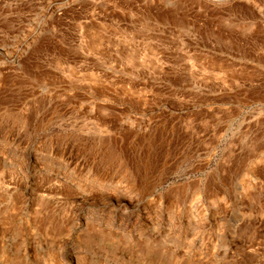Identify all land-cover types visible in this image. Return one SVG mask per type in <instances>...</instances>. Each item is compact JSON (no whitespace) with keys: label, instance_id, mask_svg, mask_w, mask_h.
<instances>
[{"label":"rangeland","instance_id":"1","mask_svg":"<svg viewBox=\"0 0 264 264\" xmlns=\"http://www.w3.org/2000/svg\"><path fill=\"white\" fill-rule=\"evenodd\" d=\"M0 264H264V0H0Z\"/></svg>","mask_w":264,"mask_h":264},{"label":"bare ground","instance_id":"2","mask_svg":"<svg viewBox=\"0 0 264 264\" xmlns=\"http://www.w3.org/2000/svg\"><path fill=\"white\" fill-rule=\"evenodd\" d=\"M18 170L20 171L27 170V164L20 163L18 166Z\"/></svg>","mask_w":264,"mask_h":264}]
</instances>
